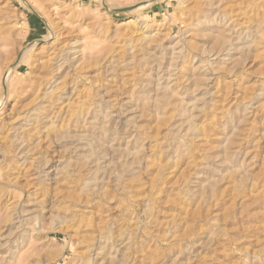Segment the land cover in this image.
<instances>
[{"label":"rangeland","instance_id":"374dc122","mask_svg":"<svg viewBox=\"0 0 264 264\" xmlns=\"http://www.w3.org/2000/svg\"><path fill=\"white\" fill-rule=\"evenodd\" d=\"M0 96V264H264V0H0Z\"/></svg>","mask_w":264,"mask_h":264},{"label":"water","instance_id":"95a60500","mask_svg":"<svg viewBox=\"0 0 264 264\" xmlns=\"http://www.w3.org/2000/svg\"><path fill=\"white\" fill-rule=\"evenodd\" d=\"M24 1H25V0H24ZM154 1H157V0H152V2H154ZM141 4H145V3H140V4H138V5L134 6V7L123 8V9H112V10H108L107 6H106L105 4H103V5L105 6V8H106L108 11H111V12H113V13H121V12H125V11H131V10H133V9H137L138 7L141 6ZM29 9H30V10H31V11H32V12H33V13H34L39 19H41V20L45 23L46 26H48L47 22L45 21V19L43 18V16H42L38 11L32 9L31 7H29ZM22 56H23V52H21V53L19 54L17 61L11 66V69H12V70H13V69L15 68V66L19 63V61L21 60ZM3 87H4V86H3ZM5 91H6V90L4 89V92H5ZM6 96H7V93L4 95V98H6Z\"/></svg>","mask_w":264,"mask_h":264},{"label":"bare ground","instance_id":"6f19581e","mask_svg":"<svg viewBox=\"0 0 264 264\" xmlns=\"http://www.w3.org/2000/svg\"><path fill=\"white\" fill-rule=\"evenodd\" d=\"M149 1L150 0H145V4H141V7L140 8H137L136 10H139V9H141L142 7H145L148 3H149ZM100 2H102L103 4H105L106 6H107V8H108V10H111V7L107 4V3H105V0H100ZM140 3H143V2H140ZM32 7V9L34 8L33 6H31ZM34 47V46H33ZM24 56H25V54H24ZM21 59H24V57L23 58H21ZM9 73H10V71L8 70L7 72H5V75H4V77H3V85H4V87L6 88V90H8L7 89V85H8V82L10 81V76L11 75H9ZM11 74V73H10ZM0 97H3V96H0ZM2 99L3 98H1L0 99V109L4 106V104L2 103ZM2 110V109H1Z\"/></svg>","mask_w":264,"mask_h":264}]
</instances>
